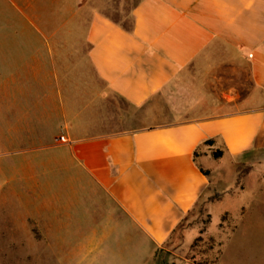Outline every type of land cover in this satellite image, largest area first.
<instances>
[{"label": "crops", "instance_id": "crops-1", "mask_svg": "<svg viewBox=\"0 0 264 264\" xmlns=\"http://www.w3.org/2000/svg\"><path fill=\"white\" fill-rule=\"evenodd\" d=\"M119 1L0 0L6 241L62 240L44 217L80 213L96 224L79 240L111 239L100 256L145 264L208 183L199 145L264 149V0ZM183 103L226 112L153 123Z\"/></svg>", "mask_w": 264, "mask_h": 264}, {"label": "rangeland", "instance_id": "rangeland-1", "mask_svg": "<svg viewBox=\"0 0 264 264\" xmlns=\"http://www.w3.org/2000/svg\"><path fill=\"white\" fill-rule=\"evenodd\" d=\"M119 4L129 9L133 2L120 0ZM111 17L125 26L130 24V17L125 14L116 13ZM1 83L4 86V81H0V86ZM243 84L242 89L247 91V79ZM214 99L219 104L218 100L223 98L216 96ZM177 101L181 107V97L178 96ZM184 105L186 104H182L183 108ZM193 108H184L186 110L179 114L171 111L154 112L153 123H169L182 117L197 118L226 112L223 106L221 110L214 112L196 111ZM195 156L198 166L206 174L208 183L195 206L162 245V250L158 249L152 260L145 264H217L220 257L223 264H264V206L256 205L257 201L264 200V149L230 155L225 152L218 138H212L198 146ZM0 167L3 168L0 173V264H118V259L113 255L100 256V251L116 247L111 239L102 241L98 238L85 243L84 240H79L89 233L85 232L86 224H96L80 213L77 218L67 220L68 225L73 223L71 235L67 231L68 225L51 220V215L44 217L50 226V237L56 238L57 234L64 237L62 240L41 239L33 243L22 239V235L16 232L10 234L14 237L11 239L13 241L4 240L3 92H0ZM248 203L254 209L249 208L242 219V212L246 209L244 206ZM232 232L234 235L227 240ZM197 237L200 239L196 241ZM9 243L13 247H8ZM70 246L73 250L67 252L65 247ZM90 249L95 251L88 255ZM62 252H66L68 256L66 260ZM58 253H61L62 257ZM139 258L137 257V260ZM128 259V256L124 257L122 263Z\"/></svg>", "mask_w": 264, "mask_h": 264}, {"label": "built area", "instance_id": "built-area-1", "mask_svg": "<svg viewBox=\"0 0 264 264\" xmlns=\"http://www.w3.org/2000/svg\"><path fill=\"white\" fill-rule=\"evenodd\" d=\"M59 139L61 140V142H64V143L68 142V140L63 136H60Z\"/></svg>", "mask_w": 264, "mask_h": 264}, {"label": "trees", "instance_id": "trees-1", "mask_svg": "<svg viewBox=\"0 0 264 264\" xmlns=\"http://www.w3.org/2000/svg\"><path fill=\"white\" fill-rule=\"evenodd\" d=\"M202 172H203V171H202ZM203 173H204V172H203ZM205 175H206V174H205ZM180 223H181V222H180ZM180 223H179V224H180ZM179 224H178V225H179ZM178 225H177V226H178ZM177 226H176V227H177ZM175 229H176V228H175ZM175 229L173 230V232L175 231ZM199 239H200V238L197 237V238H196V241L199 240ZM161 250H162V249H160V251H161Z\"/></svg>", "mask_w": 264, "mask_h": 264}]
</instances>
